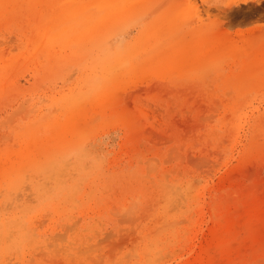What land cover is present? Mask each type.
Here are the masks:
<instances>
[{
	"label": "rangeland",
	"instance_id": "rangeland-1",
	"mask_svg": "<svg viewBox=\"0 0 264 264\" xmlns=\"http://www.w3.org/2000/svg\"><path fill=\"white\" fill-rule=\"evenodd\" d=\"M132 8L139 16L102 47L87 45L76 58L73 46L58 47L66 63L41 57L35 67L23 58L39 3L0 4V63L21 59L18 70L0 64V169L29 151L39 161L0 187V264H190L213 226L211 205L230 206L253 185L264 203V69L229 48L264 34V0H138ZM146 32L163 41L141 47L138 68L108 72L105 83L97 66L110 57L106 46L137 49ZM60 142L73 147L49 157ZM172 148L182 162L168 158ZM247 249L234 264L264 260V226Z\"/></svg>",
	"mask_w": 264,
	"mask_h": 264
},
{
	"label": "bare ground",
	"instance_id": "bare-ground-1",
	"mask_svg": "<svg viewBox=\"0 0 264 264\" xmlns=\"http://www.w3.org/2000/svg\"><path fill=\"white\" fill-rule=\"evenodd\" d=\"M11 3H18L19 0H0V4L6 3L7 2ZM138 0H37V2L40 5V9L42 10L41 12V20L33 22L32 24L28 23V28L26 29H31V34L28 36L29 41L27 42L29 45V51H28V56L24 57L23 59L27 61V63H32L35 65V67H40L42 65V61H40L41 57H46L48 61H52V65L54 66L55 64H64L67 62L66 56H63L61 54V50L58 52L56 48L58 47H67L70 48L73 46L74 50L72 52V56H75L74 58L77 57L79 52L83 51V48H85L87 45L89 46H94V47H102L105 42V39L108 38L111 33H113L115 30H118L120 27L123 25H127L131 20L139 16L140 13L137 11H131L133 10L134 5L137 3ZM144 2V1H143ZM146 2V1H145ZM147 3V2H146ZM3 6V5H2ZM148 6V5H147ZM31 7V5H30ZM148 7L145 9L147 10ZM138 10V9H137ZM142 10L144 8L142 7ZM141 10V11H142ZM140 12V11H139ZM20 13V12H18ZM168 13V12H167ZM166 13V14H167ZM4 14V13H3ZM165 14V13H164ZM168 15V14H167ZM179 15V14H178ZM162 17V15H160ZM166 16V15H165ZM186 17H188L186 15ZM2 19V18H1ZM159 19V18H158ZM158 19H155L158 21ZM152 21L153 22H155ZM186 20V18H185ZM12 21V20H11ZM188 21V20H187ZM2 22V21H1ZM160 23V22H159ZM38 24V25H37ZM154 24V23H153ZM161 25V23H160ZM20 26V25H19ZM26 27V26H25ZM150 27V26H149ZM154 27V26H153ZM158 28V27H157ZM148 30V29H147ZM156 31V30H155ZM147 33V32H146ZM142 37L141 42L142 44H139V48L134 49L131 48L130 51L123 49V50H117L116 52L112 53V47L106 46L108 50L109 56H104L105 59L98 64L97 68H100L103 72V76L101 78H104V81L106 83L107 79H110L109 76H107L108 72H111L113 70H120L123 69L122 67L126 68L128 71H133L134 67L139 66V64L135 65L133 61L134 55L137 54L140 50V48H144L146 50L148 49H153L155 45L160 41L162 42L163 40L161 39V35L158 36L157 34H153L150 37V34H146ZM165 36V35H163ZM150 37V40L147 41L146 38ZM168 37V36H167ZM222 37L217 36V41L222 42ZM11 40V39H10ZM123 40V39H122ZM2 42V41H0ZM140 42V43H141ZM219 42V43H220ZM134 43V42H133ZM112 44V43H111ZM136 44V43H135ZM233 44V43H232ZM237 44V43H236ZM2 45V44H1ZM7 45V44H6ZM163 45V44H162ZM8 46V45H7ZM122 46V45H121ZM136 46V45H135ZM219 46V45H218ZM6 47V46H5ZM76 47V48H75ZM133 47V45H131ZM125 48V47H124ZM128 48V46H127ZM230 48V53H234L236 55H240L241 57L248 58V60L251 62V64L255 65H261L264 69V34L260 35V37L256 39H246L244 40V45L242 48L238 47L237 45H231L229 46ZM76 49V50H75ZM88 49V47H87ZM167 49V48H166ZM243 49V50H242ZM68 50V49H67ZM142 50V49H141ZM162 50V49H161ZM63 51V50H62ZM89 51V50H88ZM86 51V52H88ZM92 51V50H91ZM226 51V50H225ZM111 52V53H110ZM162 52V51H161ZM158 53V52H157ZM227 53V52H226ZM238 53V54H237ZM152 55V54H151ZM158 55V54H157ZM233 55V54H232ZM155 56V54H154ZM167 57V54L164 55V57ZM158 57V56H156ZM163 57V59H164ZM217 57V56H215ZM4 58V57H2ZM214 58V57H213ZM8 59V58H7ZM42 59V58H41ZM158 59V58H157ZM156 59V60H157ZM16 60V59H15ZM14 60V61H15ZM21 59L19 58L18 61ZM74 60V59H73ZM150 60V59H149ZM147 60V61H149ZM159 60V59H158ZM247 60V59H246ZM17 61V63H18ZM23 61V60H22ZM152 61H154V57L151 58L150 60V65L152 64ZM161 62V59L159 60ZM245 61V60H244ZM45 62V61H44ZM97 62V61H96ZM144 62V61H143ZM246 62V61H245ZM3 66H1L2 69H12V70H18L19 65H15V63L12 60H7L1 62ZM0 63V64H1ZM51 63V62H49ZM157 63V62H156ZM155 63V64H156ZM25 64V63H24ZM27 64V65H28ZM154 64V65H155ZM247 64V63H246ZM94 65V64H93ZM97 65V64H96ZM141 65V64H140ZM251 66L253 69L254 66ZM61 66V65H60ZM90 66V65H89ZM144 66V65H143ZM196 66V65H195ZM146 67V66H145ZM136 68V69H137ZM147 68V67H146ZM151 68V67H150ZM164 68V67H163ZM28 70V68H26ZM36 69V68H35ZM39 69V68H38ZM156 68V66L154 67ZM3 70V71H4ZM33 70V67L32 69ZM124 72H127V71ZM138 71H142V69H137ZM145 70V69H143ZM24 71V70H23ZM35 72V70H33ZM37 71V70H36ZM51 68L47 69V72H50ZM137 71V72H138ZM139 71V73H140ZM159 71V70H158ZM13 72V71H12ZM38 72V71H37ZM92 72H95L93 70ZM98 72V71H97ZM136 72V73H137ZM157 72V71H156ZM250 72V71H249ZM4 74V72H2ZM14 73V72H13ZM135 73V72H134ZM159 73V72H158ZM254 74V71L252 72ZM256 73V72H255ZM1 74V73H0ZM10 73H7V76ZM11 75V74H10ZM38 75V74H37ZM93 75V74H91ZM100 75V74H99ZM98 75V77H99ZM251 75V74H250ZM12 76V75H11ZM5 77V76H4ZM10 77V76H9ZM234 77V76H233ZM7 78V77H5ZM8 79V78H7ZM231 79V78H230ZM4 80V79H3ZM111 80V79H110ZM10 81V78H9ZM4 82V81H3ZM7 83V82H5ZM9 83V82H8ZM7 83V85H8ZM101 83V82H100ZM102 84V83H101ZM100 84V85H101ZM3 85V84H2ZM13 85V84H12ZM99 85V86H100ZM1 86V84H0ZM14 86V85H13ZM12 86V87H13ZM17 86V85H16ZM98 86V85H97ZM6 88V86H4ZM11 86L9 88H12ZM4 88V89H5ZM3 89V91H4ZM89 89V88H88ZM94 89V88H93ZM96 89V88H95ZM99 89V88H98ZM2 91V92H3ZM6 91V90H5ZM208 92V91H207ZM92 93V90H89V92H86L85 94ZM96 93V92H95ZM227 94V93H226ZM94 95V93H93ZM228 95V94H227ZM84 98V97H83ZM70 101V100H69ZM189 101V100H188ZM218 100L214 101L215 103ZM225 101V99H224ZM27 102V101H26ZM75 102H78L75 101ZM206 102V101H205ZM197 103V102H196ZM218 103V102H217ZM21 104V103H20ZM219 104V103H218ZM223 104V103H222ZM233 105V104H232ZM65 106V104H64ZM218 106V105H217ZM217 106H215V109H218ZM221 104L218 106L219 109ZM35 107V106H34ZM228 107V106H227ZM61 108V107H60ZM241 108V107H240ZM63 109V108H62ZM66 109V108H65ZM210 109V108H209ZM211 109L212 111H214ZM244 109V108H243ZM225 110V109H224ZM230 110V109H229ZM30 111V110H29ZM32 111V110H31ZM202 111V109H201ZM216 111V110H215ZM214 111V112H215ZM233 111V110H232ZM15 112V110L12 112V114ZM67 112V111H66ZM141 112V111H140ZM147 112V111H146ZM237 112V111H236ZM253 112V111H252ZM222 113V112H221ZM228 113V111H226ZM231 113V111H230ZM246 113V112H245ZM26 114V113H25ZM187 114V113H186ZM30 115V114H26ZM69 115V114H68ZM67 115V116H68ZM89 115V114H88ZM212 115V114H211ZM25 116V115H24ZM215 116V115H214ZM228 116V115H227ZM249 116V115H248ZM14 117V116H13ZM186 117V116H185ZM202 117V116H200ZM213 117V116H212ZM209 117V118H212ZM232 117V116H231ZM229 117V118H231ZM234 117V116H233ZM9 118V117H7ZM227 118V117H226ZM246 118V116H245ZM262 116L260 117V119ZM264 118V117H263ZM262 118V120H264ZM11 119V118H9ZM8 119V121H9ZM199 120H202L199 118ZM231 120V119H230ZM234 120V118H233ZM258 120V119H256ZM7 121V119H6ZM7 121V122H8ZM91 121V120H90ZM204 121V120H202ZM200 121V122H202ZM232 121V120H231ZM230 121V122H231ZM235 121V120H234ZM233 121V122H234ZM260 121V120H259ZM10 122V121H9ZM14 122V121H13ZM264 123V121H261ZM4 123V122H3ZM2 122L0 123L3 124ZM90 123V122H89ZM227 123V122H225ZM224 123V124H225ZM229 123V121H228ZM261 123V125L263 124ZM11 124V122L9 123ZM55 126H63V124L59 121L55 123ZM95 124V123H93ZM230 124V123H229ZM88 125V124H87ZM11 126V125H10ZM245 126V125H244ZM257 126V125H256ZM260 126V125H258ZM257 126V127H258ZM264 127V125H262ZM261 126V127H262ZM91 127V126H89ZM225 127V126H224ZM239 127V126H238ZM227 128V127H226ZM231 128V127H230ZM235 128V126H234ZM233 128V130H234ZM260 128V127H258ZM223 129V128H222ZM254 129V128H253ZM264 129V128H263ZM262 130V129H261ZM216 131V130H215ZM236 131V130H235ZM258 129L255 130V136L259 138L261 134L259 133L256 135ZM263 131V130H262ZM261 131V133H262ZM231 132V130H230ZM79 133V132H78ZM252 133V132H251ZM254 133V132H253ZM264 134V133H263ZM262 134V135H263ZM88 135V134H86ZM234 135V132H233ZM84 136V135H83ZM2 137V136H1ZM234 137V136H233ZM264 137V135L262 136ZM5 137H2V139ZM232 138V137H231ZM240 138V137H238ZM237 138V139H238ZM252 138V137H251ZM257 138V139H258ZM8 138H6L7 140ZM82 139V138H80ZM183 139V138H182ZM185 139V138H184ZM183 139V140H184ZM233 139V138H232ZM253 139V138H252ZM4 140V139H3ZM9 140V139H8ZM7 140V141H8ZM235 140V139H234ZM250 140V139H249ZM219 141V140H218ZM77 142V141H76ZM19 143V142H18ZM17 143V145H18ZM90 143V142H89ZM69 144V143H68ZM65 145L62 142L57 143L58 146H55L53 148H49L48 154L53 152V150L56 151V148L59 149H70L73 147V144ZM76 144V143H75ZM81 144V143H80ZM167 144V143H166ZM249 144V143H248ZM247 144V145H248ZM251 144V143H250ZM12 145V144H11ZM14 145V143H13ZM16 145V144H15ZM228 145V144H227ZM264 146V145H263ZM10 147V146H9ZM15 147V146H13ZM76 147V145L74 146ZM252 147V145H251ZM12 148V146H11ZM182 148V147H181ZM258 148V147H257ZM58 149V150H59ZM171 149V148H170ZM168 150V158L169 156L171 157L172 154H177L175 158H181L180 162H182L183 156L177 157L178 154L175 148H172L173 151ZM243 149V148H242ZM4 150V149H3ZM24 150V149H23ZM22 150V151H23ZM71 150V149H70ZM76 150V149H75ZM180 150V149H179ZM249 150V149H248ZM253 150V149H252ZM54 151V152H55ZM170 151L172 153H170ZM182 151V149H181ZM189 151V150H188ZM187 151V152H188ZM24 152V151H23ZM61 152V151H60ZM242 152V151H241ZM249 152V151H248ZM5 153V152H4ZM67 153V152H66ZM210 153V151H209ZM246 153V152H245ZM6 154V153H5ZM64 153H62V156ZM69 154V153H68ZM84 154V153H83ZM94 154V153H93ZM217 154V153H216ZM242 154V153H241ZM53 154H50L49 157L53 156ZM219 155V152L218 154ZM243 155V154H242ZM61 156V158H62ZM98 156V155H97ZM221 156V155H220ZM22 159L20 161H11L8 165H5L2 169H0V187L3 185L5 182L9 186L13 185L15 182V178L20 175V172L22 171L23 168H35L39 167V161L33 158L31 155V151L28 153H24L22 156ZM58 157V156H57ZM60 158V155H59ZM65 158V157H64ZM174 158V159H175ZM191 158H193L191 156ZM203 158V157H201ZM243 158V157H242ZM17 159V158H16ZM57 159V158H56ZM153 158H148V160H152ZM170 159V158H169ZM168 159V162H169ZM196 159V158H195ZM195 159H192V162L196 161ZM199 159V158H198ZM206 159V158H205ZM55 161V158L53 159ZM156 160V159H154ZM153 160V161H154ZM171 160V159H170ZM201 160V159H200ZM58 161V160H57ZM60 161V160H59ZM63 161V160H62ZM67 161V160H66ZM152 161V162H153ZM167 161V160H165ZM53 162V161H51ZM64 162V161H63ZM141 162V161H140ZM184 162V161H183ZM187 162V161H186ZM190 162V160H189ZM193 162V163H194ZM197 162V161H196ZM199 162V161H198ZM55 162H53L52 165H54ZM147 163V162H146ZM154 163V162H153ZM191 163V162H190ZM70 164V163H69ZM57 165V164H56ZM67 165V164H66ZM180 165V164H179ZM55 166V165H54ZM192 166V165H191ZM58 167V166H57ZM60 167V166H59ZM152 167V166H149ZM56 168V167H54ZM85 168V167H84ZM197 168V167H195ZM32 169V168H31ZM30 169V170H31ZM40 169V168H38ZM60 169V168H59ZM148 169V166L146 167ZM150 169V168H149ZM156 169V166L154 167ZM153 169V171H155ZM184 169V168H183ZM29 170V171H30ZM34 170V169H33ZM32 170V171H33ZM37 170V169H36ZM61 170V169H60ZM171 170V169H170ZM197 170V169H196ZM195 170V171H196ZM28 171V172H29ZM179 172V171H178ZM177 172V173H178ZM59 173V171H58ZM24 174V173H23ZM153 174V173H152ZM22 175V174H21ZM63 175V174H62ZM167 175V174H166ZM186 175V174H185ZM166 178V176H165ZM52 179V178H51ZM137 179V178H135ZM139 180V179H138ZM144 180V179H143ZM150 180V179H149ZM167 180V179H166ZM152 181V180H151ZM198 182V179L195 180V182ZM139 182V181H137ZM153 182V181H152ZM4 183V185H5ZM136 183V182H135ZM151 183V182H149ZM259 184V183H258ZM144 185V184H143ZM262 185V184H261ZM6 186V185H5ZM169 186V185H168ZM4 187V186H3ZM1 187V188H3ZM14 187V186H13ZM260 187V188H258ZM28 188V187H27ZM139 188V186H138ZM142 188V187H141ZM145 188V187H144ZM172 188V187H171ZM170 188V189H171ZM262 187L255 186L253 185V189L250 190L249 192H244L242 193L239 197H236L235 201L231 203L232 205L228 206L225 204H219L218 206H210L211 209V221L213 223V226L210 228V232L208 235V238L206 240V243L202 246V249L200 253L197 255V258H195V262L190 263V264H234V256H241L242 254V249L240 248L242 246H247L249 251L251 247L254 245L255 239L259 236V230L263 228L264 226V203L260 201L257 196L259 195L260 197L262 195L258 194V190L261 189ZM264 188V187H263ZM15 189V188H14ZM26 189V188H25ZM143 189V188H142ZM146 189V188H145ZM155 189V188H154ZM176 189V188H175ZM6 190V189H4ZM109 190V189H108ZM9 191V190H8ZM141 191V190H140ZM171 191V190H170ZM177 191V190H176ZM261 191V190H260ZM154 192V191H153ZM19 194V193H18ZM25 194V193H24ZM143 194V193H142ZM20 195V194H19ZM31 195V194H29ZM140 195V194H139ZM218 196V195H217ZM227 198V195H225ZM237 196V195H235ZM17 197V195H16ZM19 197V196H18ZM17 197V198H18ZM173 197V196H172ZM223 197V196H222ZM27 198V197H26ZM137 198V197H136ZM214 198V197H213ZM231 198V197H230ZM262 198V197H261ZM217 199V198H216ZM223 199V198H222ZM232 199V198H231ZM137 200V199H136ZM219 199H217L218 201ZM13 201V200H12ZM139 201V200H138ZM137 201V203H138ZM163 201V200H162ZM229 201V200H228ZM55 202V201H54ZM222 202V201H221ZM220 202V203H221ZM224 203V202H223ZM50 204V203H49ZM48 204V205H49ZM140 204V203H139ZM173 204V203H172ZM213 204V203H212ZM133 206V205H132ZM234 207V210L231 208ZM137 207V206H136ZM75 208V207H74ZM151 208V207H150ZM169 208V207H168ZM130 210V209H129ZM135 210V209H134ZM151 210V209H150ZM169 210V209H168ZM128 211V210H127ZM138 211V210H137ZM130 212V211H129ZM136 212V210H135ZM112 213V212H111ZM118 215V214H117ZM121 215V214H120ZM137 218V217H136ZM129 219V217H128ZM133 220V219H131ZM163 223V222H162ZM183 223V221H181ZM163 225V224H161ZM162 227V226H161ZM159 227V228H161ZM165 227V226H163ZM167 227V226H166ZM158 228V229H159ZM164 230V229H163ZM162 230V231H163ZM167 230V228H166ZM263 231V230H262ZM261 231V232H262ZM180 232V231H179ZM245 233L244 237H241V234ZM26 238V237H25ZM25 240V239H24ZM151 244V243H150ZM136 251V249H135ZM158 252V251H157ZM160 252V251H159ZM235 252V253H234ZM135 253V252H134ZM156 254V253H155ZM264 259V258H262ZM188 263V262H187ZM189 264V263H188ZM253 264H264V260L262 262L259 260L256 263Z\"/></svg>",
	"mask_w": 264,
	"mask_h": 264
}]
</instances>
